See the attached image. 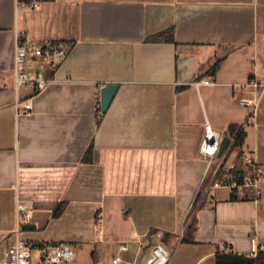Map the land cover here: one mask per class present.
Here are the masks:
<instances>
[{
  "label": "crops",
  "instance_id": "0c3cea01",
  "mask_svg": "<svg viewBox=\"0 0 264 264\" xmlns=\"http://www.w3.org/2000/svg\"><path fill=\"white\" fill-rule=\"evenodd\" d=\"M171 26L174 43L145 41ZM18 37L71 46L35 94L15 87ZM110 83L118 89L102 112ZM205 121L227 136L242 127L244 164L264 168V0H0V260L18 201L31 213L21 236L69 243L68 264L131 257L137 240L142 257L160 240L168 264H222L220 245L251 255V238L264 251V178L256 196L208 189L238 149L207 168Z\"/></svg>",
  "mask_w": 264,
  "mask_h": 264
},
{
  "label": "built area",
  "instance_id": "2783aa9c",
  "mask_svg": "<svg viewBox=\"0 0 264 264\" xmlns=\"http://www.w3.org/2000/svg\"><path fill=\"white\" fill-rule=\"evenodd\" d=\"M37 7V4H32ZM66 55L65 48L54 41H21L18 37L12 60V71L16 89L23 86H29L33 94L44 90L52 81L42 69L32 68L33 66L55 67ZM199 83H211L207 79H202ZM254 86L259 85L253 81ZM24 109L29 112L31 104L29 100L22 101ZM224 133L212 128L208 121L204 123V132L200 141L198 151L201 157L207 162L209 168L212 162L217 158L220 143ZM231 139V145H232ZM230 145V146H231ZM246 167L249 166L250 175L245 179L241 186L250 187L255 195L258 194L256 189L257 183L264 178V168L254 159L248 157L245 160ZM234 166L233 163H223L221 168L214 173L210 187L226 185L232 188L240 187L234 181L230 180L229 170ZM31 215L26 205L20 201L16 204V227L13 229V238L4 250L0 264H68L75 258L74 248L66 242L58 241H35L26 240L21 236L20 217L29 218ZM155 236L160 239L162 232L158 231ZM252 254L257 252L254 238H251ZM137 246L131 257H124L115 254L108 260H99L94 264H168L169 252L164 248L160 240L152 244L147 255L142 257L143 242L137 240ZM221 251L230 252L225 245L219 246ZM119 251L126 252L129 250L128 243H120ZM220 251V252H221Z\"/></svg>",
  "mask_w": 264,
  "mask_h": 264
},
{
  "label": "trees",
  "instance_id": "16d2710c",
  "mask_svg": "<svg viewBox=\"0 0 264 264\" xmlns=\"http://www.w3.org/2000/svg\"><path fill=\"white\" fill-rule=\"evenodd\" d=\"M145 41L146 42L174 43V29L171 26L167 29H164L160 32H157V33L147 37L145 39ZM70 47L71 46L65 48L66 54L69 52ZM216 65H217V63H216ZM53 70H54V68L50 69L47 73V76H52ZM100 114L102 115L103 113L101 112ZM97 123H99V120ZM227 134L233 141L231 148L232 149H238L237 160L235 161L234 166L229 170L230 180L234 181L237 185L241 186L244 184L245 179L248 177V175H250L249 166L246 167V165L244 164V161L242 158L243 152L241 151V147H242L243 142H244L245 131L243 130L242 127L232 124V125L228 126ZM93 150H94V146H93V143L91 141L83 153V156H82L83 162L89 163L92 161ZM224 160H225V158H222L220 160L221 162L218 165V167L216 168V170L221 168V165L223 164ZM235 189L236 188H233L232 191ZM252 192H253V189H252ZM254 196H256V195H254ZM64 205L65 204L63 202L59 203L56 206V208L53 212V215L58 216L62 212ZM192 224H193V220L190 224V227L192 226ZM253 263L254 264H264V251L263 250H260V249L257 250V252L254 256V262Z\"/></svg>",
  "mask_w": 264,
  "mask_h": 264
},
{
  "label": "water",
  "instance_id": "95a60500",
  "mask_svg": "<svg viewBox=\"0 0 264 264\" xmlns=\"http://www.w3.org/2000/svg\"><path fill=\"white\" fill-rule=\"evenodd\" d=\"M117 89H118V85L113 83L101 87L100 110L102 112H105L108 109L112 99L115 96ZM230 145H231V138L227 135H224L219 146L217 158H221L224 155V153H226L229 150ZM32 227L33 225L29 223L22 225L23 229H29ZM217 261L222 264H247V263H253L254 257L252 255H244L231 251L230 252L221 251L218 252L217 254Z\"/></svg>",
  "mask_w": 264,
  "mask_h": 264
},
{
  "label": "rangeland",
  "instance_id": "374dc122",
  "mask_svg": "<svg viewBox=\"0 0 264 264\" xmlns=\"http://www.w3.org/2000/svg\"><path fill=\"white\" fill-rule=\"evenodd\" d=\"M75 250V249H74Z\"/></svg>",
  "mask_w": 264,
  "mask_h": 264
}]
</instances>
